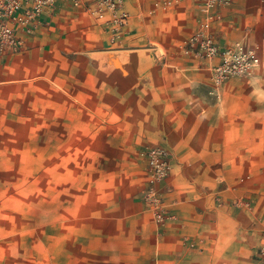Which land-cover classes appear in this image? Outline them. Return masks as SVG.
I'll list each match as a JSON object with an SVG mask.
<instances>
[{
	"label": "crops",
	"instance_id": "0c3cea01",
	"mask_svg": "<svg viewBox=\"0 0 264 264\" xmlns=\"http://www.w3.org/2000/svg\"><path fill=\"white\" fill-rule=\"evenodd\" d=\"M86 1L89 8L86 3L76 6L72 0H57L34 31L22 35V51L0 55V88L58 82L78 66L82 71L86 61L97 77L100 68L108 72L97 86L109 89L122 111L129 112L133 103L144 106L148 91L154 98L152 118L183 171L162 185L171 187L164 192L170 217L158 223L144 202H137L112 217L113 231L122 236L91 246L89 255L81 253L76 241L74 253L61 264L250 263L259 239V215L252 201L264 188V179L242 176L244 166L253 173L257 163H243V147L233 141L257 133L243 126L246 117L240 110L200 112L210 101L206 94L210 65L182 48L203 20L197 0H127L131 18L115 43L110 42L106 22L96 17L93 0ZM215 12L217 34L244 17L228 7ZM154 41L162 52L147 51ZM155 54L160 61L154 60ZM226 91V99L236 94ZM226 168L238 170L227 175ZM243 199L251 208H242Z\"/></svg>",
	"mask_w": 264,
	"mask_h": 264
},
{
	"label": "rangeland",
	"instance_id": "374dc122",
	"mask_svg": "<svg viewBox=\"0 0 264 264\" xmlns=\"http://www.w3.org/2000/svg\"><path fill=\"white\" fill-rule=\"evenodd\" d=\"M222 7L239 10L244 17L217 34L215 12L214 40L221 46L241 42L257 51L260 63L249 75L226 79L217 95L210 94V68V101L200 112H244L243 126L257 134H243L233 142L243 147V163L256 161L257 168L251 173L244 166L241 173L245 179H264V0H231ZM147 48L149 53H155L153 48L163 51L155 41ZM86 64L82 61V71L78 66L58 82L0 88V264H61L74 253L76 241L81 253L89 255L91 246L122 236L113 231L112 217L137 202H144L154 216L147 199L150 167L143 154L150 147L165 148L171 157L172 171L155 187L170 217L164 192L171 187L162 185L183 169L175 165L167 136L152 118L154 98L147 91L144 106L133 103L129 112L122 111L110 90L97 86L108 72L100 68L97 77ZM225 90L236 94L226 99ZM15 91L20 94H11ZM124 114L131 117L116 118ZM225 170L234 175L238 169ZM241 202L244 209L253 205L259 215V239L246 264H264L256 258L264 247V188L252 205Z\"/></svg>",
	"mask_w": 264,
	"mask_h": 264
},
{
	"label": "built area",
	"instance_id": "2783aa9c",
	"mask_svg": "<svg viewBox=\"0 0 264 264\" xmlns=\"http://www.w3.org/2000/svg\"><path fill=\"white\" fill-rule=\"evenodd\" d=\"M80 6L86 0H72ZM127 0H93L96 17L104 20L111 29L110 42L115 43L131 18L126 9ZM57 0H0V55H11L22 51L23 34L32 33L44 14L56 5ZM231 0H197L203 14L198 29L182 45L183 50L197 58L208 60L212 70L213 86L210 94L217 95L219 88L229 77L249 75L259 65L260 57L253 48L237 42L233 45L221 46L211 32V23L215 20V9L228 5ZM109 11V17L106 12ZM150 167V194L147 199L152 205V212L158 223H162L169 215L162 198L156 192L158 181L166 178L172 171L171 157L165 148L150 147L143 153ZM256 258L264 263V247L256 253Z\"/></svg>",
	"mask_w": 264,
	"mask_h": 264
}]
</instances>
